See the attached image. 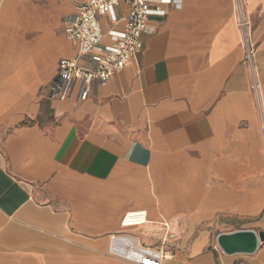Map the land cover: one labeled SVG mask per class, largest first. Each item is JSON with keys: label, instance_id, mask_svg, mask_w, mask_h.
Here are the masks:
<instances>
[{"label": "crops", "instance_id": "obj_1", "mask_svg": "<svg viewBox=\"0 0 264 264\" xmlns=\"http://www.w3.org/2000/svg\"><path fill=\"white\" fill-rule=\"evenodd\" d=\"M85 1L0 0V264H132L108 254L117 232L161 264H264V243L209 247L225 224L264 232V0L163 5L123 70L54 98ZM137 209L147 222L122 227Z\"/></svg>", "mask_w": 264, "mask_h": 264}, {"label": "built area", "instance_id": "obj_2", "mask_svg": "<svg viewBox=\"0 0 264 264\" xmlns=\"http://www.w3.org/2000/svg\"><path fill=\"white\" fill-rule=\"evenodd\" d=\"M121 2L125 3L126 12L123 27L117 28L121 20L117 8ZM180 4L181 0H87L78 4L75 13L65 20V33L77 46V55L60 59L52 83V97L65 99L71 85L77 81L80 100L87 99L93 80L108 81L143 49V35L153 31L151 19L167 14L162 6L178 7ZM105 15L113 22L106 32L100 21ZM240 25H245L242 17ZM252 53L253 49L249 48L248 61ZM147 220L146 210H131L123 216L121 226H141ZM108 254L132 264H161L165 258L162 249L147 246L126 232L110 235Z\"/></svg>", "mask_w": 264, "mask_h": 264}, {"label": "water", "instance_id": "obj_3", "mask_svg": "<svg viewBox=\"0 0 264 264\" xmlns=\"http://www.w3.org/2000/svg\"><path fill=\"white\" fill-rule=\"evenodd\" d=\"M220 249L227 255L238 253L251 254L257 251L260 243H264V232L253 229H238L220 233L217 236Z\"/></svg>", "mask_w": 264, "mask_h": 264}, {"label": "rangeland", "instance_id": "obj_4", "mask_svg": "<svg viewBox=\"0 0 264 264\" xmlns=\"http://www.w3.org/2000/svg\"><path fill=\"white\" fill-rule=\"evenodd\" d=\"M223 226L224 227H222V228L215 229L211 233V245L209 247L212 250H214V251H217L218 250V251L222 252V250L220 249V247L218 246V243H217V236L222 232L221 230H227V231L234 230V228L232 227V225L225 224ZM257 232H259V231H257ZM165 250H170V249H165Z\"/></svg>", "mask_w": 264, "mask_h": 264}]
</instances>
